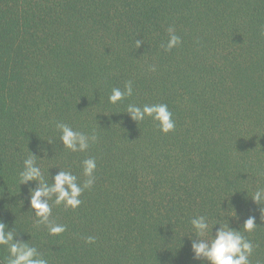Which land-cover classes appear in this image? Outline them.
I'll return each instance as SVG.
<instances>
[{
    "label": "trees",
    "instance_id": "1",
    "mask_svg": "<svg viewBox=\"0 0 264 264\" xmlns=\"http://www.w3.org/2000/svg\"><path fill=\"white\" fill-rule=\"evenodd\" d=\"M170 27L181 42L166 50ZM128 82L132 94L109 102ZM159 104L175 122L167 133L126 112ZM58 122L97 140L72 152ZM30 151L49 184L59 169L82 184L83 161H96L77 208L49 201L58 235L30 208L36 183L19 185ZM257 187L264 0H0V221L48 264H201L186 235L197 215L240 228L251 264H264ZM249 216L258 225L243 232Z\"/></svg>",
    "mask_w": 264,
    "mask_h": 264
},
{
    "label": "clouds",
    "instance_id": "2",
    "mask_svg": "<svg viewBox=\"0 0 264 264\" xmlns=\"http://www.w3.org/2000/svg\"><path fill=\"white\" fill-rule=\"evenodd\" d=\"M169 40L166 50H171L181 41L180 37L174 33L173 28L168 29ZM141 44L136 41L137 47ZM153 70H155L153 68ZM132 94V84L128 82L123 91L113 88L109 96V102L115 104L126 95ZM135 121H142L145 116H151L160 121L162 131L165 133L174 129L175 122L171 118L172 113L167 105H145L143 108L129 105L126 111ZM57 129L60 131V141L64 148L72 152H85L91 143L97 140L95 133L91 135L74 130L65 123L58 122ZM52 143L50 140H47ZM45 151L46 150H42ZM38 156L30 151V155L23 161V169L19 172V185L35 182L36 186L29 188L30 208L34 210V215L38 218V224L48 227L49 234L58 235L64 232L65 226L54 224L50 220L52 206L64 204L66 207L77 208L81 203L80 196L86 188H90L95 182L96 161L94 158H87L83 161V174L87 179L78 183V178L71 171H59L51 177L52 183L44 179L41 168L36 162ZM40 158V157H39ZM43 159V158H41ZM50 175V173H49ZM248 194V193H247ZM251 197L253 203L264 206V187H257ZM233 217H236L233 216ZM238 219V217H236ZM260 219L264 221V214L261 212ZM191 231L188 236L193 259L201 261V264H251L249 257L253 253V244L242 234L241 229L230 227L229 222L222 224L219 221H209L205 215H197L190 220ZM256 218L249 216L243 222V232H252L256 227ZM218 226V227H217ZM213 229L215 234L213 235ZM211 233V239H207ZM17 233L0 221V246H6L9 253L7 264H48L47 259L38 253L36 247L30 246L26 241L16 239ZM185 236V235H184ZM87 242H94V237H88Z\"/></svg>",
    "mask_w": 264,
    "mask_h": 264
}]
</instances>
